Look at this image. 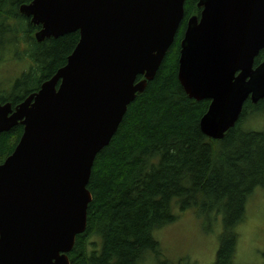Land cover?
<instances>
[{
    "label": "water",
    "instance_id": "1",
    "mask_svg": "<svg viewBox=\"0 0 264 264\" xmlns=\"http://www.w3.org/2000/svg\"><path fill=\"white\" fill-rule=\"evenodd\" d=\"M185 0H31L19 7L41 26L35 40L78 32L65 65L12 107L0 104V134L22 135L0 164V264H70L86 227L96 155L128 105L159 69L184 16ZM180 42L177 79L210 100L201 132L220 140L247 99L264 98V0H198ZM142 77L141 80H137Z\"/></svg>",
    "mask_w": 264,
    "mask_h": 264
},
{
    "label": "trees",
    "instance_id": "2",
    "mask_svg": "<svg viewBox=\"0 0 264 264\" xmlns=\"http://www.w3.org/2000/svg\"><path fill=\"white\" fill-rule=\"evenodd\" d=\"M30 2L0 0V36L11 31L10 47L23 43L17 57L30 63L10 93H0V104L12 107L65 65L79 39L74 32L37 42V27L19 12ZM197 3L185 0L183 20L154 78L128 105L110 143L94 159L86 227L67 254L70 264H139L148 253L159 257L152 232L177 219L173 203L180 212L193 209L206 232L220 216L213 264H234L235 228L244 220L249 197L264 190V125L252 130L249 124L254 116H264V98L256 104L247 99L222 139L201 132L199 122L210 100L190 98L177 79L180 42L187 20L201 11ZM263 61L261 51L254 67ZM22 131L17 124L0 134V164L12 154ZM158 264L190 263L164 259Z\"/></svg>",
    "mask_w": 264,
    "mask_h": 264
},
{
    "label": "rangeland",
    "instance_id": "3",
    "mask_svg": "<svg viewBox=\"0 0 264 264\" xmlns=\"http://www.w3.org/2000/svg\"><path fill=\"white\" fill-rule=\"evenodd\" d=\"M10 32L7 30L0 36V93L7 94L14 81L30 67L28 59L17 57L24 44L15 48L16 51L10 47ZM249 124L252 130L262 129L264 116H254ZM172 211L177 219L152 232L153 239L159 244L160 256L148 253L139 264H158L164 259L170 263L188 261L190 264H213L222 231L220 216L213 222L212 230L206 232L193 209L180 212L173 203ZM235 231L234 264H264V190L256 189L249 197L244 220L236 226ZM92 241L95 242V239Z\"/></svg>",
    "mask_w": 264,
    "mask_h": 264
},
{
    "label": "flooded vegetation",
    "instance_id": "4",
    "mask_svg": "<svg viewBox=\"0 0 264 264\" xmlns=\"http://www.w3.org/2000/svg\"><path fill=\"white\" fill-rule=\"evenodd\" d=\"M28 19V18H27ZM33 26H35V25H33ZM37 27V30H36V32H38L39 30H41V26H36ZM35 32V33H36ZM35 35V34H34Z\"/></svg>",
    "mask_w": 264,
    "mask_h": 264
}]
</instances>
